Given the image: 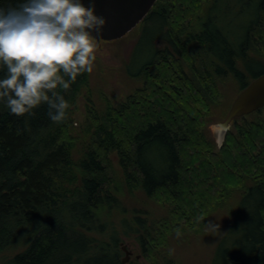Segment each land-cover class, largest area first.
Listing matches in <instances>:
<instances>
[{"label": "trees", "instance_id": "1", "mask_svg": "<svg viewBox=\"0 0 264 264\" xmlns=\"http://www.w3.org/2000/svg\"><path fill=\"white\" fill-rule=\"evenodd\" d=\"M141 24L133 56L149 30L147 57L134 71L130 59L125 65L141 84L123 100L97 107L88 72L68 90L58 86L70 105L62 122L50 120L46 103L17 116L0 99L3 264H138L123 263L121 236L157 261L171 240L225 208L233 220L210 264H264V119H235L221 147L207 131L208 118L225 111L221 85L232 80L240 93L264 74V0H158ZM81 96L86 116L76 135ZM112 155L127 189L166 216L150 222L134 212L106 234L104 210L126 213L111 184Z\"/></svg>", "mask_w": 264, "mask_h": 264}, {"label": "clouds", "instance_id": "2", "mask_svg": "<svg viewBox=\"0 0 264 264\" xmlns=\"http://www.w3.org/2000/svg\"><path fill=\"white\" fill-rule=\"evenodd\" d=\"M105 24L94 5L85 7L82 0H23L0 7V63L7 68L0 99L6 98L10 112L23 116L46 103L50 120L62 122L70 105L58 86L68 90L79 74L93 71L99 39L92 33L99 35ZM209 127L222 145L231 125Z\"/></svg>", "mask_w": 264, "mask_h": 264}, {"label": "rangeland", "instance_id": "3", "mask_svg": "<svg viewBox=\"0 0 264 264\" xmlns=\"http://www.w3.org/2000/svg\"><path fill=\"white\" fill-rule=\"evenodd\" d=\"M141 26L142 24L136 28L134 33L127 35L122 41L99 43V48L96 52L97 59L93 64V71L90 73V91L92 92V99L97 107H100L101 104H105L104 100L107 98L117 103L140 86L141 83L139 81H134L127 76L125 65L130 59L132 61V67L130 68L134 71L137 61H144L147 57L149 37L151 35L149 30L145 32L142 41V51L137 54L139 57L134 59L133 56L134 46H136L135 44ZM221 86L225 111L222 116L217 115L209 117L207 123L209 137L215 143V137L210 132L209 126L224 122L233 101L239 95L236 85L232 80L226 81ZM85 116L86 100L84 96H81L78 102V111H76L74 116L76 135L81 132L82 126L85 123ZM232 129L233 127H231V130ZM218 147H221V145ZM76 157H78V155H76ZM111 161L113 167L111 184L116 196L123 208H125L126 213L122 215L120 209H111L107 213L106 210H104V221L109 224L106 234L108 235L113 229L121 230V218L124 216L128 217L134 212L145 213L144 216L148 217L150 222L157 221L166 216V210L154 200L147 197L143 192L139 190L129 191L123 180L117 157L112 155ZM239 200L240 198L238 197L237 201L231 203L229 207L236 210ZM229 211L230 209L228 208L219 209L212 213L206 224L198 230L182 234L180 238L175 237L171 240L167 249L161 251L157 261L144 259L134 239L121 236V243L127 246L128 250L132 253L129 261L137 259L138 264H210L219 240L233 220ZM209 224L219 225V228L217 230L209 229L207 227ZM21 249L22 248H18L15 251L17 252ZM7 256L9 257V255ZM124 257L125 253L123 251V258ZM0 264H3V261H0Z\"/></svg>", "mask_w": 264, "mask_h": 264}, {"label": "water", "instance_id": "4", "mask_svg": "<svg viewBox=\"0 0 264 264\" xmlns=\"http://www.w3.org/2000/svg\"><path fill=\"white\" fill-rule=\"evenodd\" d=\"M158 0H82L85 7L94 5L95 14L106 21L101 33L92 34L101 42H113L125 38L150 14ZM264 108V74L254 79L233 101L226 119L221 124L232 126L235 119L250 115ZM125 253L123 263L132 254L120 244Z\"/></svg>", "mask_w": 264, "mask_h": 264}, {"label": "flooded vegetation", "instance_id": "5", "mask_svg": "<svg viewBox=\"0 0 264 264\" xmlns=\"http://www.w3.org/2000/svg\"><path fill=\"white\" fill-rule=\"evenodd\" d=\"M145 20V19H144ZM259 115L258 116H252V114H250V115H247V116H243V117H240V118H237V119H256V118H258V119H264V108L263 109H260V110H258V111H256ZM233 125L234 124H232V126L231 127H233ZM230 130H231V128H230ZM229 132V131H228ZM227 132V133H228ZM227 135V134H226ZM226 135H225V137H226ZM225 139V138H224Z\"/></svg>", "mask_w": 264, "mask_h": 264}]
</instances>
